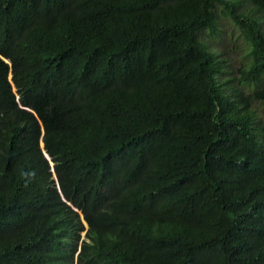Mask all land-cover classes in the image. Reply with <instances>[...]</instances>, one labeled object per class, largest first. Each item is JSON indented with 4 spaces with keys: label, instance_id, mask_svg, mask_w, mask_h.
I'll use <instances>...</instances> for the list:
<instances>
[{
    "label": "trees",
    "instance_id": "1",
    "mask_svg": "<svg viewBox=\"0 0 264 264\" xmlns=\"http://www.w3.org/2000/svg\"><path fill=\"white\" fill-rule=\"evenodd\" d=\"M0 264H264V0H0Z\"/></svg>",
    "mask_w": 264,
    "mask_h": 264
},
{
    "label": "rangeland",
    "instance_id": "2",
    "mask_svg": "<svg viewBox=\"0 0 264 264\" xmlns=\"http://www.w3.org/2000/svg\"><path fill=\"white\" fill-rule=\"evenodd\" d=\"M243 6L246 5L243 4ZM201 35L206 44L222 59L223 71L219 77L220 80L226 83L227 89L230 85H239L236 81L237 70L249 59V47L239 26L229 16L220 13L216 31L210 34L208 30H205L201 32ZM81 235L84 236V231Z\"/></svg>",
    "mask_w": 264,
    "mask_h": 264
},
{
    "label": "water",
    "instance_id": "3",
    "mask_svg": "<svg viewBox=\"0 0 264 264\" xmlns=\"http://www.w3.org/2000/svg\"><path fill=\"white\" fill-rule=\"evenodd\" d=\"M41 144H42V142H41Z\"/></svg>",
    "mask_w": 264,
    "mask_h": 264
}]
</instances>
